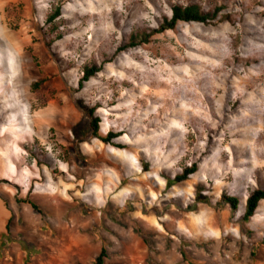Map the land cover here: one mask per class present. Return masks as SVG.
Instances as JSON below:
<instances>
[{
  "label": "rangeland",
  "instance_id": "rangeland-1",
  "mask_svg": "<svg viewBox=\"0 0 264 264\" xmlns=\"http://www.w3.org/2000/svg\"><path fill=\"white\" fill-rule=\"evenodd\" d=\"M0 1L27 65L21 108L0 98V264H264V201L242 221L264 190V0ZM188 5L214 18L121 51Z\"/></svg>",
  "mask_w": 264,
  "mask_h": 264
},
{
  "label": "trees",
  "instance_id": "trees-1",
  "mask_svg": "<svg viewBox=\"0 0 264 264\" xmlns=\"http://www.w3.org/2000/svg\"><path fill=\"white\" fill-rule=\"evenodd\" d=\"M62 16V6H58L54 13L48 16L46 23L48 25H53L58 19ZM214 16L210 13H205L200 6L198 5H188V6H174L172 8V17L169 21H165L156 31H154L150 35H138L132 36L129 40L128 44L124 46L121 51H124L128 48H135L143 44H147L149 39L157 34L164 33L166 31H172L176 28V26L180 23H200L206 24L211 21ZM62 39L61 37L56 38V41ZM47 46L51 47V42L47 44ZM100 72V69L96 66L85 67L83 69V77L80 80L79 87L82 88L84 84L88 83L91 79H93L96 74ZM79 109L87 116L89 119L90 129L92 131V135L94 138L98 139L105 145H112L113 140L118 138V136L109 134L106 137L100 135V119L95 118L96 109H87L85 107L79 106ZM198 170L197 164H192L190 168L185 169L180 175L176 176L173 181H169V184H180L186 181L190 176L195 174ZM264 201V190H256L248 197L245 204V211L242 217L243 222H249L258 211L260 203ZM203 203V202H201ZM222 203L229 206L233 212H236L239 208L240 202L238 198L229 197L227 195H223ZM28 205L35 211H38V207L32 203L27 202ZM9 228L7 227V231ZM107 258V251L105 248L102 249L99 257L96 259L95 264H103L104 259Z\"/></svg>",
  "mask_w": 264,
  "mask_h": 264
},
{
  "label": "bare ground",
  "instance_id": "bare-ground-1",
  "mask_svg": "<svg viewBox=\"0 0 264 264\" xmlns=\"http://www.w3.org/2000/svg\"><path fill=\"white\" fill-rule=\"evenodd\" d=\"M3 6L4 4L0 1V10ZM17 35L19 34L14 35V33L6 27H0V98H12L15 107L21 108L20 105L16 103V99L18 98V96L16 97L17 91L15 93L13 89H17L19 85L23 86L25 83L27 65L24 61L25 58L22 55V46L20 44L23 43L24 40H20V37ZM5 91H7V93H5L6 95L4 94ZM96 186H98V188L96 187L97 189L101 188V182L98 181ZM56 190V194L51 196L52 201H57L58 198H60V186H58ZM94 195L99 196V191H95Z\"/></svg>",
  "mask_w": 264,
  "mask_h": 264
}]
</instances>
